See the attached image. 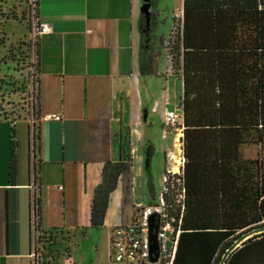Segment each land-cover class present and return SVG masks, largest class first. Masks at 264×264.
I'll list each match as a JSON object with an SVG mask.
<instances>
[{
	"label": "crops",
	"instance_id": "crops-1",
	"mask_svg": "<svg viewBox=\"0 0 264 264\" xmlns=\"http://www.w3.org/2000/svg\"><path fill=\"white\" fill-rule=\"evenodd\" d=\"M144 3L39 0V15L51 29L39 41L41 224L45 231L58 233L56 264H109L113 229L129 225L135 208L150 205L156 198L154 185L152 190L148 187L145 162L150 145L144 128L152 117L159 116L164 122L165 113L173 111L169 109L173 104L169 85H174L181 109L183 80L181 73H170L172 66L163 47L157 75L151 77L163 79L167 88L160 100L145 102L142 84L147 77L139 71V20ZM153 8L157 10L155 2ZM156 12L159 24L154 32L167 40L172 30L162 31L163 22ZM178 16L183 19V4L172 29ZM48 115L62 119L46 120ZM15 130L14 183L9 179L11 128L0 135V264H31L30 124L18 121ZM137 143L146 145L137 147ZM109 163L122 164L125 169L110 195L104 225L95 228L92 203ZM166 163V170L174 165Z\"/></svg>",
	"mask_w": 264,
	"mask_h": 264
},
{
	"label": "trees",
	"instance_id": "trees-1",
	"mask_svg": "<svg viewBox=\"0 0 264 264\" xmlns=\"http://www.w3.org/2000/svg\"><path fill=\"white\" fill-rule=\"evenodd\" d=\"M33 6L38 16L39 0H28L26 8L31 65L28 113L20 119H0L11 124V183L17 175L15 123L40 118L39 43L35 72L31 64ZM154 14L150 21L145 14L139 20V71L143 77L157 75L166 42L154 32L159 24ZM181 25L169 49L173 69L180 70L183 80L180 108L185 162L182 174L176 177L186 192L174 264H264V159L260 152L256 159H244L241 153L247 143L264 145V0H184ZM121 147L125 152L124 140ZM153 154L149 146V190L153 189ZM124 169L122 164L104 166L103 183L92 203L93 227L104 225L110 195ZM36 204L41 219L40 193ZM44 232L45 248L51 251L58 233Z\"/></svg>",
	"mask_w": 264,
	"mask_h": 264
},
{
	"label": "rangeland",
	"instance_id": "rangeland-1",
	"mask_svg": "<svg viewBox=\"0 0 264 264\" xmlns=\"http://www.w3.org/2000/svg\"><path fill=\"white\" fill-rule=\"evenodd\" d=\"M150 9V17H154V13H159V20L163 22L162 31L168 34L171 33L166 40L164 47L167 49L168 59L170 46L173 45V41L181 31L182 20L175 19V27L172 29V23L174 16L181 9L182 0H154L157 5V10H154V4ZM28 0H0V119H20L27 116L28 107V83L30 81V60L27 52V41L30 38L28 32L26 8ZM158 40V37H157ZM169 40V42H168ZM171 42V43H170ZM163 59H161L162 61ZM160 61V60H159ZM171 63V72L173 75L180 74L179 69H173V63ZM165 70H163L164 72ZM177 78V76H175ZM170 86V85H169ZM173 97L172 106L169 109L175 111L178 116H182V110L177 105V96L174 97V85H171ZM164 80L156 77H147L142 84V93L145 102H152L151 99L160 100L166 89ZM179 97V93H178ZM180 105V102H179ZM154 123L150 125V123ZM7 124V125H6ZM11 124L6 122L0 123V135H3L6 130L10 132ZM181 128L182 131L176 130ZM147 132L146 141L147 144L153 147L154 154L150 162V172L152 175V183L155 187L156 198L159 196L163 189V176L166 170L167 162L174 163L171 159V154L175 155L177 159L183 156L182 146L180 150V144H182V138L184 136L183 126L179 122L175 127L167 126L164 122H161L159 116L152 117V120H148V124L145 126ZM171 133L170 135L167 133ZM137 138V137H136ZM135 138V139H136ZM137 147H142L145 144L137 143ZM257 146L255 144L247 143L242 146L241 153L244 159H256L259 152L264 159V145ZM148 149V148H147ZM144 152L146 153V150ZM170 149L165 157V150ZM166 158V160H165ZM147 159V158H146ZM147 164V160L145 162ZM175 165V163H174ZM174 165H171V169H174ZM178 173H181L180 166ZM147 180L149 175L147 174ZM148 193V201L152 200L151 192Z\"/></svg>",
	"mask_w": 264,
	"mask_h": 264
},
{
	"label": "built area",
	"instance_id": "built-area-1",
	"mask_svg": "<svg viewBox=\"0 0 264 264\" xmlns=\"http://www.w3.org/2000/svg\"><path fill=\"white\" fill-rule=\"evenodd\" d=\"M35 0H32L34 2ZM33 41L31 64L34 65L33 72L38 64L37 44L41 36L48 34L50 26L44 22L40 15L37 16L35 6L32 10ZM170 62L171 57H169ZM35 74V73H34ZM37 76L32 80H36ZM46 120L60 121V115H48ZM182 116L175 112H166L164 123L167 126L175 127L179 122L182 124ZM30 142H31V264H56L55 244L51 251L45 248L41 219L39 217L36 198L40 193V184L37 175L40 166L38 149V131L40 118L35 116L30 119ZM176 130L182 131L181 128ZM182 144H180L181 150ZM182 152V150H181ZM180 168L184 165V158L180 156ZM182 173H175L174 169L167 168L163 178L164 189L150 205H139L135 208L132 222L127 226H120L113 229L110 238L109 264H174L181 231L183 217L186 211V192L182 182L176 176ZM155 216L157 230L158 260L152 261L150 241V219ZM68 261V260H67Z\"/></svg>",
	"mask_w": 264,
	"mask_h": 264
},
{
	"label": "water",
	"instance_id": "water-1",
	"mask_svg": "<svg viewBox=\"0 0 264 264\" xmlns=\"http://www.w3.org/2000/svg\"><path fill=\"white\" fill-rule=\"evenodd\" d=\"M152 5L149 2V0H145V3L142 6V14H145L147 16L148 21H150L151 17H150V9H151ZM157 230H158V226L155 223V216H152L150 219V241L152 243L151 245V252L152 255H154L152 257V261L156 262L158 260V254L155 253L158 249V245H157Z\"/></svg>",
	"mask_w": 264,
	"mask_h": 264
},
{
	"label": "bare ground",
	"instance_id": "bare-ground-1",
	"mask_svg": "<svg viewBox=\"0 0 264 264\" xmlns=\"http://www.w3.org/2000/svg\"><path fill=\"white\" fill-rule=\"evenodd\" d=\"M171 159L173 160V162L175 163V166H176V168H175V170L176 171H178L179 170V167H178V165H180L181 163H180V160L179 159H177V157L175 156V155H172L171 156Z\"/></svg>",
	"mask_w": 264,
	"mask_h": 264
},
{
	"label": "flooded vegetation",
	"instance_id": "flooded-vegetation-1",
	"mask_svg": "<svg viewBox=\"0 0 264 264\" xmlns=\"http://www.w3.org/2000/svg\"><path fill=\"white\" fill-rule=\"evenodd\" d=\"M152 4H154V2L152 1Z\"/></svg>",
	"mask_w": 264,
	"mask_h": 264
}]
</instances>
